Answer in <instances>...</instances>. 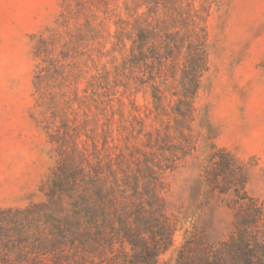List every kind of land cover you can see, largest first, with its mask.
Masks as SVG:
<instances>
[{"label":"trees","instance_id":"trees-1","mask_svg":"<svg viewBox=\"0 0 264 264\" xmlns=\"http://www.w3.org/2000/svg\"><path fill=\"white\" fill-rule=\"evenodd\" d=\"M212 4L60 0L30 36V118L53 164L31 218L0 209V264L159 263L175 232L165 176L195 148ZM231 212L228 237L189 235L181 264H264V207Z\"/></svg>","mask_w":264,"mask_h":264},{"label":"rangeland","instance_id":"rangeland-1","mask_svg":"<svg viewBox=\"0 0 264 264\" xmlns=\"http://www.w3.org/2000/svg\"><path fill=\"white\" fill-rule=\"evenodd\" d=\"M59 6L60 0H0V209L20 210L24 218L44 201L40 189L53 164L46 135L30 118V36L52 23ZM207 31L195 148L165 176L175 232L158 264H181L189 235L225 240L234 226L231 208L264 207V0H213Z\"/></svg>","mask_w":264,"mask_h":264}]
</instances>
